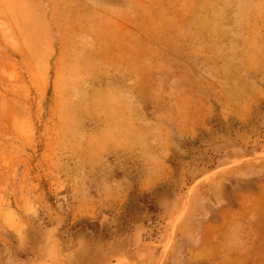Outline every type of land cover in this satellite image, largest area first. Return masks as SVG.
<instances>
[{
  "label": "rangeland",
  "instance_id": "374dc122",
  "mask_svg": "<svg viewBox=\"0 0 264 264\" xmlns=\"http://www.w3.org/2000/svg\"><path fill=\"white\" fill-rule=\"evenodd\" d=\"M0 264H264V0H0Z\"/></svg>",
  "mask_w": 264,
  "mask_h": 264
},
{
  "label": "crops",
  "instance_id": "0c3cea01",
  "mask_svg": "<svg viewBox=\"0 0 264 264\" xmlns=\"http://www.w3.org/2000/svg\"><path fill=\"white\" fill-rule=\"evenodd\" d=\"M203 239H208V236L205 234V236H203Z\"/></svg>",
  "mask_w": 264,
  "mask_h": 264
}]
</instances>
